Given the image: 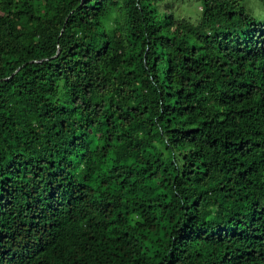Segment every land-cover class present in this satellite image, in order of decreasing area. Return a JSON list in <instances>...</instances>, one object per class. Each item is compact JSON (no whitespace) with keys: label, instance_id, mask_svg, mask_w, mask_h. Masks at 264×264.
<instances>
[{"label":"trees","instance_id":"obj_1","mask_svg":"<svg viewBox=\"0 0 264 264\" xmlns=\"http://www.w3.org/2000/svg\"><path fill=\"white\" fill-rule=\"evenodd\" d=\"M164 1L0 0V264H264V21Z\"/></svg>","mask_w":264,"mask_h":264},{"label":"rangeland","instance_id":"obj_2","mask_svg":"<svg viewBox=\"0 0 264 264\" xmlns=\"http://www.w3.org/2000/svg\"><path fill=\"white\" fill-rule=\"evenodd\" d=\"M244 5L251 13L264 21V5L260 0H246ZM162 7L175 12L180 19L198 22L201 16L199 0H165L162 2Z\"/></svg>","mask_w":264,"mask_h":264},{"label":"water","instance_id":"obj_3","mask_svg":"<svg viewBox=\"0 0 264 264\" xmlns=\"http://www.w3.org/2000/svg\"><path fill=\"white\" fill-rule=\"evenodd\" d=\"M58 53H59V51H58ZM17 70H19V68ZM7 78H9V77H7Z\"/></svg>","mask_w":264,"mask_h":264}]
</instances>
